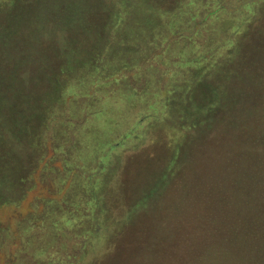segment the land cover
<instances>
[{
  "label": "trees",
  "instance_id": "1",
  "mask_svg": "<svg viewBox=\"0 0 264 264\" xmlns=\"http://www.w3.org/2000/svg\"><path fill=\"white\" fill-rule=\"evenodd\" d=\"M234 1L0 0V205L22 201L30 181V189L44 184L20 225L19 258L9 264H88L116 245L111 231L132 228L166 187L163 177L153 178L123 198L133 185L119 181L115 148L127 142L135 108L130 127L149 121L151 111L167 113L191 131L188 139L202 132L212 141L225 126L210 149L218 159L209 175L188 185L192 210L171 264H264V134L245 123L264 113V73L249 79L246 50L264 43L253 22L264 8ZM31 64H44L47 80L24 95ZM94 126L103 135L86 138ZM187 146H171V174L180 173ZM49 150L47 163L59 165L42 164L35 180L28 166Z\"/></svg>",
  "mask_w": 264,
  "mask_h": 264
},
{
  "label": "rangeland",
  "instance_id": "2",
  "mask_svg": "<svg viewBox=\"0 0 264 264\" xmlns=\"http://www.w3.org/2000/svg\"><path fill=\"white\" fill-rule=\"evenodd\" d=\"M124 1H126L125 3H129L128 1L130 0ZM228 1L230 3L232 2L233 6L237 3V1L234 0ZM254 1L257 3L259 2L264 8L263 1ZM261 11H259L258 15ZM78 14H80V11H78ZM253 22L256 29L255 32L260 35L264 34V16H261V18L254 16ZM56 40L57 38L55 37V41ZM59 42L60 45L64 44L62 40ZM70 42H73V40ZM250 44L254 46L256 43ZM55 46L57 47V44ZM246 50L250 51L251 57L248 60V63L250 62L249 79L253 77L256 80L254 75L259 73L260 70L264 73V43L258 45V48L251 46ZM49 58L51 59L49 60ZM46 59L51 62V65L57 61L53 55L46 57ZM245 62L244 60L242 65H245ZM44 66L45 65L42 64L40 68L39 66L31 64L24 68V74L22 76L24 81V95L45 87L47 80L46 76L49 69H47V67L43 68ZM239 67L244 69L243 66ZM29 75H34L32 81H30ZM36 79L38 80L36 81ZM214 82L217 84V81ZM228 87L230 91L234 93L235 89L233 85ZM232 93L229 94L231 99H233ZM246 97L245 99H247ZM29 99L32 101V97ZM26 104L27 101L24 102V107ZM137 111L136 108L133 109L128 117L130 126H132L131 123L137 118ZM59 113L60 110L53 118L60 116ZM149 114V121H140V124L134 127L128 126L127 128H132V130L131 133H129L130 135H128L127 142L124 141L125 143L121 145V147L115 148L122 156L120 167L118 168L120 171L119 181L126 185H128L127 183H131V186L133 185L130 189L127 187L128 192L123 194V198H126V196L131 197L132 192L135 191V193H137L140 188H143V184L150 183L153 181V178L163 177L166 187L162 189L161 186L160 191L159 188L156 189V194L154 193L155 195L143 206V210L141 209V211L139 210L140 212H137L138 215L134 218L135 223L132 228L124 229V231L121 232L122 234L114 233L113 231L110 232L111 235L107 234L110 237V244L113 243L116 245L106 248L104 253H101L102 255L98 253L100 257L96 259H94V257L98 254L94 255V257L88 260V264H171L173 262L172 257L174 258V244H177L179 230L181 226L185 228V218L187 219L189 211L192 210H189V207H187V200H185L188 194V185H190L191 181L201 185L205 176L209 175L207 172L208 166L213 165L218 159V153L210 149L213 148V146L217 147L223 140L225 134L222 133L224 132L223 129H225V126L223 128L221 127V129L214 130L212 141L209 140L210 138L206 139L202 132L188 139L187 135H191V131L188 132L186 126L175 123L170 117H168L169 120L166 119L165 115L167 113L165 115L164 113L157 115L151 111ZM251 116L253 118L249 116L251 119L245 121V123L251 124L250 129L253 130V132L264 134V113ZM87 125L93 126L94 123H88ZM98 132V127L94 126L89 133L85 134V137L89 138L103 135V133ZM175 140H177L184 149L185 141L188 142V146L186 147L188 152H181L180 154V157L184 155L182 164L179 166L181 167L179 169L180 173H176V171L171 174V171L168 169L170 166L168 159L171 155V146H173ZM51 156L50 150L47 154H44L42 160L39 154H36L33 159V164L28 166L29 170L33 171L32 177L35 180L39 179L42 172H44V170L42 171V164L47 163V160L51 158ZM189 158H191V160L188 162ZM38 159H40V162ZM52 163L54 167L59 165L58 160ZM52 163L49 162L47 165ZM113 164H115V162L112 161V165ZM91 166H94V164ZM88 168H90V166ZM112 174L113 173L110 175ZM116 174L117 173L113 174V178H117ZM150 176L152 177L149 178ZM31 182L32 181L25 185L26 193L24 199L18 204L0 205V264H9L19 258L17 249L22 241L20 225L23 223V220L26 222V219H24L25 216L27 219L30 218L28 216L31 215L30 209L32 202L35 201L34 199H36L39 194L44 193V191L40 192V184H43L41 180L35 183L34 189H30ZM180 184L183 190L182 198L180 193L181 189L179 187ZM158 191L159 193L157 194ZM200 192V189H198L199 196L201 194ZM179 200L182 203L179 202ZM39 208H41V206H37V209ZM180 220L183 223H180ZM109 227L110 226L106 224L105 230ZM112 228H114V225H111L110 229Z\"/></svg>",
  "mask_w": 264,
  "mask_h": 264
}]
</instances>
